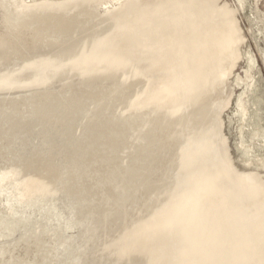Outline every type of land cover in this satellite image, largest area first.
I'll use <instances>...</instances> for the list:
<instances>
[{"label":"rangeland","instance_id":"rangeland-1","mask_svg":"<svg viewBox=\"0 0 264 264\" xmlns=\"http://www.w3.org/2000/svg\"><path fill=\"white\" fill-rule=\"evenodd\" d=\"M18 1L24 14L1 0L15 46L0 42V264H251L264 249V0H95L68 23ZM214 92L207 145L234 205L179 187L204 177L192 110Z\"/></svg>","mask_w":264,"mask_h":264},{"label":"bare ground","instance_id":"bare-ground-1","mask_svg":"<svg viewBox=\"0 0 264 264\" xmlns=\"http://www.w3.org/2000/svg\"><path fill=\"white\" fill-rule=\"evenodd\" d=\"M56 1L57 0H40V3H38V5L36 7L28 5L29 11L33 12V14H35V10L39 11L41 9L43 11H46L43 8L48 7L49 8L48 10L52 11L51 16H56L55 18L59 17L60 19H63L66 23H68V22H70L71 19L69 17H67L68 14L66 11L70 10L72 8V6L75 5V7H76L75 9L78 8V10L87 11L90 9L89 7L91 5L93 6L95 4V0H73L71 2H65V3H61V4H58ZM147 1L149 2V1H154V0H142V2H147ZM10 2L14 5V7H15V5L17 7L19 6L18 7L19 13L21 12L20 15L24 14L23 13L24 6L20 5V2L18 0H10ZM1 5L2 4H1V0H0V42H2L3 45L7 49H11L15 45L13 46L14 42L11 39H9V34H7V32H6L7 30H5L6 22L3 20L5 13H4V10L2 9ZM123 12H124L123 10L122 11L121 10L114 11L113 15L109 16V18L114 19L116 21H121L124 19L123 18V15H124ZM224 13H225V16H226L228 22L231 25H234V22H233L234 20L231 17V12L229 11V9L227 7L225 8ZM78 14H79V12H78ZM78 14H76V15H78ZM76 15H73L72 17H76ZM34 17L36 18L35 15H34ZM107 27H108V29H110L111 25H109ZM113 29L118 30L119 28H117V26L115 25V27H113ZM232 31H234V30H232ZM17 39H18V41L21 40L20 37ZM19 43H21V42H19ZM196 73H197V71H195V73H194L193 81H194L195 85L197 86L198 93H199L200 97L201 96L203 97L202 88H201L202 87L201 84H202L203 80L201 79L202 78L201 75L196 74ZM4 74H5V72L1 73V75H4ZM214 94H215V92L211 96H208L207 98H203L204 100H202V103H201L202 107L200 106V104H197V105H195V107L192 110L195 118L197 119L196 124L200 129V134H199L198 138H199V145H200L201 153H200L199 158H197L195 161L191 162L190 166L192 169L193 168H198V169L200 168V170L204 174V177L202 179H197L198 181H197L196 185H192V181L194 179L189 177L186 180L180 182L179 187L184 192H203V191L211 192V189L214 190L215 188H219V190L221 191L220 196H222V201H224V203L226 205H230V204L234 205L237 202H236V198L232 194L233 193L232 187L230 188L228 185H226L227 183H225L224 178L222 177L223 174L221 175V172L219 171L218 164L216 163L215 155L211 151L209 146L207 145V141H209V139H210L208 137V135H206V133H208L209 128H210V126H209L210 125L209 124V115L210 114H209L207 109L205 110L203 108V105H204V103H207V105H209L213 101V99L216 97V95H214ZM0 100H1V98H0ZM238 105H239L240 111L241 110L242 111L247 110L246 101H245L243 96H241L238 99ZM92 133H93V135H95L96 131H92ZM255 133H257V131ZM255 133H253V134H255ZM98 147L99 146H96L95 149ZM248 149L250 150V148H248ZM95 154H97V152ZM4 176H5V172H4ZM2 179H3V177L0 178V182ZM40 182L48 184V185L50 184V180L40 181ZM196 187H199V188L197 189ZM191 189H192V191H190ZM226 218H227V220L236 219V218H234V216L231 213ZM248 225H244V227L247 226L250 229V227ZM196 234H198V233L196 232ZM244 256L246 257V259L249 260V262L251 264H257L261 258H264V249L259 248L256 252L247 253ZM193 264H198V262H196V260H195L193 262Z\"/></svg>","mask_w":264,"mask_h":264}]
</instances>
